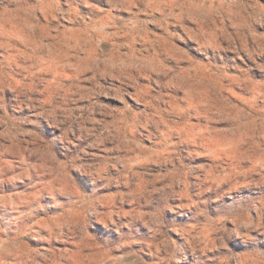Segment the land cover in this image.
Returning a JSON list of instances; mask_svg holds the SVG:
<instances>
[{
  "label": "clouds",
  "instance_id": "1",
  "mask_svg": "<svg viewBox=\"0 0 264 264\" xmlns=\"http://www.w3.org/2000/svg\"><path fill=\"white\" fill-rule=\"evenodd\" d=\"M0 264H264V0H0Z\"/></svg>",
  "mask_w": 264,
  "mask_h": 264
}]
</instances>
